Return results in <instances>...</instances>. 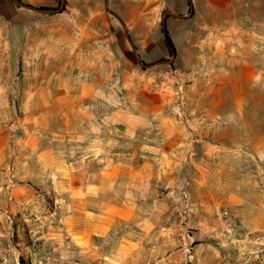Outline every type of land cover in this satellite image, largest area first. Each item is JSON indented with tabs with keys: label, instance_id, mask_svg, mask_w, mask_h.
<instances>
[{
	"label": "crops",
	"instance_id": "1",
	"mask_svg": "<svg viewBox=\"0 0 264 264\" xmlns=\"http://www.w3.org/2000/svg\"><path fill=\"white\" fill-rule=\"evenodd\" d=\"M171 4L179 9L149 17L141 0H0V40L26 21L55 24L49 34L69 37L52 73L28 74L39 83L22 109L33 124L0 141V162L13 181L0 204L30 223L32 214L54 222L45 243L56 255L185 264L190 248L194 264H249L251 247L228 234L222 210L234 212L247 230L264 232V20L261 32L245 29L241 48L239 13L220 4L214 32L223 44L213 53L203 47L196 61L191 54L149 63L141 75L129 57V66L111 65L110 33L132 38L137 61V33L156 34L157 24L165 39V29H186L191 13L181 1ZM171 63L184 82L183 113L170 105L159 121L158 66ZM185 190L188 232L176 214L186 206ZM137 220L139 232L111 234ZM102 243L114 245L98 255Z\"/></svg>",
	"mask_w": 264,
	"mask_h": 264
},
{
	"label": "rangeland",
	"instance_id": "2",
	"mask_svg": "<svg viewBox=\"0 0 264 264\" xmlns=\"http://www.w3.org/2000/svg\"><path fill=\"white\" fill-rule=\"evenodd\" d=\"M146 7L147 15L151 17L154 13L159 17L168 14L171 8H178V5L171 6L173 0H141ZM183 3L181 9L185 13H191L186 20V29L182 30L181 26H172L168 31V35L173 43L174 50L168 49L164 41V36L160 25L155 26L156 34L137 33V61L131 43L132 38L127 39V35L122 32L110 33L109 44L110 63L118 65L121 69L122 63L129 66L128 57L137 67V74L141 75L145 68L139 63L149 65L156 61L165 63L164 61H186L190 55H194L193 60L196 61L198 51H202L206 47L207 51L213 53L214 49L223 43L215 41L216 34L214 32V17L220 10V4L223 10L233 11L235 8L239 13V26L243 27V41H239L238 45L241 48L245 47L247 38L246 28H253L254 31L261 32L262 20H264V0H178ZM159 8L153 9V6L159 5ZM112 10V9H111ZM24 26L14 32V35L0 40V141L5 145L8 139L20 137L28 130L27 126L33 124L32 116L29 117L23 112V103L28 102V95L39 88V83L36 78L28 76L34 75L41 71L44 73H52L55 54L62 53V47L68 44V36L63 38L61 35L49 34V31L54 28L55 24L41 23L33 25L31 21H26ZM258 27L259 29H257ZM258 30V31H257ZM252 31V30H251ZM44 35V36H43ZM12 38V39H11ZM11 39V40H10ZM66 39V40H65ZM10 40V41H9ZM218 40V39H217ZM41 43V48H37L38 42ZM66 41V42H65ZM136 45V44H135ZM200 45V46H199ZM66 56L69 57V48H65ZM202 49V50H201ZM175 56V57H174ZM209 56H211L209 54ZM45 61H37L38 58ZM30 58V61H25ZM264 60V56L261 57ZM35 60V61H33ZM167 63V62H166ZM162 64V63H161ZM168 65H160L159 81L157 86L158 105L163 106L162 113L159 112V121H165L167 109L172 106H178L179 94L184 95L183 81L180 76L175 77L171 70H174ZM166 69V70H164ZM149 73V72H147ZM173 83H172V79ZM178 78V79H176ZM171 80L168 82V80ZM143 81V80H141ZM30 92V94H28ZM32 102V99H30ZM181 112V111H180ZM183 113V112H181ZM1 143V142H0ZM6 162H0V202L7 200L8 190L11 189L6 174ZM51 202L50 198L47 199ZM0 204V264H107V259L96 257L94 261L86 258H76L75 256H61L48 245H46L47 230L54 222L39 221L32 214L30 218H35V221L28 222L22 218L21 213L11 215L6 213ZM186 206L179 208L176 212L181 221V228L184 226V218ZM149 212L142 211V213ZM188 219L187 229L190 230L189 218L191 211L187 210ZM41 215V214H40ZM44 215V214H42ZM139 220L136 222L121 223L113 228L111 234H125L127 232H139ZM111 246L113 243L100 244L97 250L102 252V246ZM72 255V254H71ZM112 264V263H111Z\"/></svg>",
	"mask_w": 264,
	"mask_h": 264
},
{
	"label": "built area",
	"instance_id": "3",
	"mask_svg": "<svg viewBox=\"0 0 264 264\" xmlns=\"http://www.w3.org/2000/svg\"><path fill=\"white\" fill-rule=\"evenodd\" d=\"M178 108L179 111L183 112L184 97L183 93L179 94ZM189 132L192 135L193 129L189 128ZM190 142V141H189ZM13 181L10 183L12 184ZM183 197L186 200V210L184 218L185 230L187 229L188 214L187 210L191 211L192 205L190 203V195L185 190L183 192ZM222 224L227 230L228 234L231 235L237 241H244L246 244L250 245V250L246 252V260L249 264H264V232H252L244 228L241 223L236 218L234 212L225 208L222 210ZM232 241V239H230ZM185 264H194L193 251L190 248L186 249Z\"/></svg>",
	"mask_w": 264,
	"mask_h": 264
},
{
	"label": "trees",
	"instance_id": "4",
	"mask_svg": "<svg viewBox=\"0 0 264 264\" xmlns=\"http://www.w3.org/2000/svg\"><path fill=\"white\" fill-rule=\"evenodd\" d=\"M165 32H166V35H165L164 41H165L166 45L169 47L170 50H174L173 43H172V41H171L166 29H165Z\"/></svg>",
	"mask_w": 264,
	"mask_h": 264
},
{
	"label": "water",
	"instance_id": "5",
	"mask_svg": "<svg viewBox=\"0 0 264 264\" xmlns=\"http://www.w3.org/2000/svg\"><path fill=\"white\" fill-rule=\"evenodd\" d=\"M18 3L19 4H21L19 1H18ZM45 12H47V13H50V12H54V11H45ZM164 35H166V32H165V30H164ZM131 45H132V48L134 49L135 47H134V45L131 43ZM139 63L143 66V67H148V65H146V64H144L142 61H139Z\"/></svg>",
	"mask_w": 264,
	"mask_h": 264
},
{
	"label": "flooded vegetation",
	"instance_id": "6",
	"mask_svg": "<svg viewBox=\"0 0 264 264\" xmlns=\"http://www.w3.org/2000/svg\"><path fill=\"white\" fill-rule=\"evenodd\" d=\"M169 48V47H168Z\"/></svg>",
	"mask_w": 264,
	"mask_h": 264
}]
</instances>
